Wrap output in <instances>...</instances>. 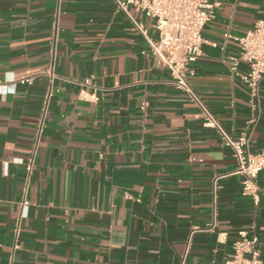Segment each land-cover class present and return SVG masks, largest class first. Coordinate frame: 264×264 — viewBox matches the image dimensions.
<instances>
[{
    "label": "crops",
    "instance_id": "0c3cea01",
    "mask_svg": "<svg viewBox=\"0 0 264 264\" xmlns=\"http://www.w3.org/2000/svg\"><path fill=\"white\" fill-rule=\"evenodd\" d=\"M262 17L264 0H221L187 77L253 153L264 77L253 112L228 58ZM235 167L115 0H0V264H210L240 231L264 261V171L255 202Z\"/></svg>",
    "mask_w": 264,
    "mask_h": 264
},
{
    "label": "built area",
    "instance_id": "2783aa9c",
    "mask_svg": "<svg viewBox=\"0 0 264 264\" xmlns=\"http://www.w3.org/2000/svg\"><path fill=\"white\" fill-rule=\"evenodd\" d=\"M115 2L147 41L149 51L167 67L170 83L185 93L196 105L202 115V124L213 129L223 144L230 149L236 163L234 173L242 176V194L252 197L257 202L258 188L255 179L264 171V145L260 152L253 153L248 150V132L237 138L232 137L187 80L194 72L193 64L203 53L202 46L205 40L202 30L215 18L221 0H115ZM130 5L138 8L144 17L153 21L152 27L158 34L156 40L149 37L142 22L130 16L128 13ZM234 40L239 50L236 55L228 58L229 73L232 77H238L247 87L251 110L259 113V83L264 77V17L257 19L243 36L235 37ZM242 64L246 66L245 72L239 69ZM88 82L89 79H85L82 84ZM254 121L255 119H252V122ZM239 234L240 239L233 242L232 257L210 264H264L256 247L257 238H247L245 231H240Z\"/></svg>",
    "mask_w": 264,
    "mask_h": 264
}]
</instances>
